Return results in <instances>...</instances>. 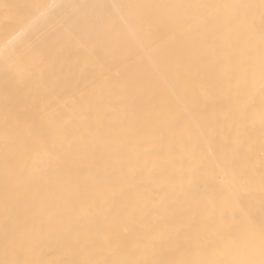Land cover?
I'll list each match as a JSON object with an SVG mask.
<instances>
[{"label":"bare ground","instance_id":"obj_1","mask_svg":"<svg viewBox=\"0 0 264 264\" xmlns=\"http://www.w3.org/2000/svg\"><path fill=\"white\" fill-rule=\"evenodd\" d=\"M104 4L0 0V264H264V0Z\"/></svg>","mask_w":264,"mask_h":264},{"label":"rangeland","instance_id":"obj_2","mask_svg":"<svg viewBox=\"0 0 264 264\" xmlns=\"http://www.w3.org/2000/svg\"><path fill=\"white\" fill-rule=\"evenodd\" d=\"M99 1H101V0H88V1L85 0V2H87V3L99 2ZM105 1H106V4L102 5L104 8L99 10L101 13H110V12L114 11L113 10V6H111V4H110L111 1L116 2V4L118 6H123L124 5L125 7H127V8L124 9L127 12H131V11H135L136 10V8L133 7L134 5L131 4L132 0H105ZM109 6H111L112 8L109 7Z\"/></svg>","mask_w":264,"mask_h":264}]
</instances>
